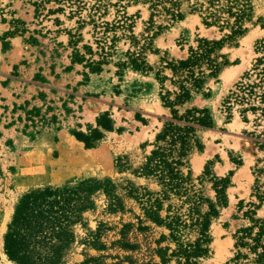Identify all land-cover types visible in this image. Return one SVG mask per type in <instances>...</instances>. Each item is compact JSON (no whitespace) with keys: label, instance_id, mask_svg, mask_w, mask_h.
Wrapping results in <instances>:
<instances>
[{"label":"rangeland","instance_id":"rangeland-1","mask_svg":"<svg viewBox=\"0 0 264 264\" xmlns=\"http://www.w3.org/2000/svg\"><path fill=\"white\" fill-rule=\"evenodd\" d=\"M250 3L245 33L218 50L230 63L178 107L179 114L186 108H207L213 117L211 127L197 126L201 148L190 153L185 168L194 189L215 201L213 182L203 172L230 179L227 203L210 224L209 252L197 258L201 264H239L234 259L238 250L248 256L240 261L251 262L255 255L249 247H236L235 234L252 225V219L264 220V0ZM68 5L0 0V264L9 259L5 236L20 199L45 187H69L62 198L63 205L70 204L69 220L52 233L47 228V237L41 238L42 252L48 246L57 264H176L170 254L178 244L169 227L145 210L162 185L141 173L157 133L172 116L161 100L156 73L161 57L182 58L200 38L220 39L230 30L205 25L188 2L181 7L182 19L156 12L152 22L151 4L132 1L125 10L133 17L134 34L154 35L157 50L147 53L152 70L122 65L127 51L135 49L123 37L96 72L73 60L75 48L86 53L83 45L97 50V43L92 25L81 27ZM116 9L110 6L103 20L113 21ZM87 13L81 16L87 18ZM241 82L246 92H241ZM165 86L173 88L168 80ZM104 112L112 119L111 130L97 124ZM94 128L103 137L93 147L73 133ZM168 212L185 215L183 197L165 199L160 214ZM258 230L259 223L253 235ZM180 232L182 242L193 241L198 227L188 221Z\"/></svg>","mask_w":264,"mask_h":264},{"label":"trees","instance_id":"trees-1","mask_svg":"<svg viewBox=\"0 0 264 264\" xmlns=\"http://www.w3.org/2000/svg\"><path fill=\"white\" fill-rule=\"evenodd\" d=\"M59 1L69 4L72 14L78 15L77 22L81 27L86 24H91L93 27L97 50H94L90 44L83 45L86 53H81L80 49L75 48L74 61L85 62L91 71H100L101 65L108 62L107 59L116 42L125 37L130 39L131 46L135 49L127 51L128 60L122 62V65H131L134 69L145 72L152 70L153 67L147 61V53L157 50L152 45L154 35L142 34V37L138 38L133 32V17L125 10L129 2L140 0H128L127 4L122 3L123 0L115 3L112 0H93L92 3L88 0ZM145 1L151 4L150 19L152 22L156 12H163L171 19H182L184 12L181 7L184 2H188L190 11L198 12L205 25H217L221 29L230 30L225 37L220 39L200 38L198 44L190 46L187 55L182 58L161 57L156 77L161 83V100L165 106L171 108L172 116L157 133L154 148L146 155L141 168V173L155 177L162 185L155 199L149 200L151 203L149 202L145 210L153 221L169 227L171 238L178 244L170 255L176 258V264H201L197 258L209 252L210 224L212 219L218 215L219 207L227 203L225 189L230 179L228 176L212 175L208 169L203 172V176L213 182L216 190L215 201L206 197L201 190L194 189L191 171L189 169L185 171V168L190 153L195 148H201L197 126L211 127L213 117L207 108H186L184 113L179 114L178 107L188 102L194 92H199L208 78L217 76L221 68L230 63L224 54L218 53V50L226 40H235L245 33L248 28L245 22L251 20L252 5L250 0ZM110 6L117 7V16L113 21L103 20ZM84 10H88L87 18L81 16ZM260 46L262 48L264 43ZM87 53L89 57H86ZM95 53L99 55V59L94 58ZM167 70L169 74L166 73ZM167 80L173 85L172 89L166 88ZM245 89L247 86L241 82V92H246ZM97 124L103 129L113 128L108 112L100 115ZM73 133L85 143L86 147H93L94 143L103 137L102 131L98 128L92 129L89 133L82 131ZM203 176L199 178L204 180ZM68 190L69 187H45L22 196L5 236L4 249L10 260L16 264L58 263L57 255L55 253L51 255L48 246L47 251L42 252L41 244L44 240L41 238L47 237L45 235L47 228L52 233L56 228H63L62 223L69 220L70 204L68 205L67 202L65 203L68 206L62 204V198ZM172 195L183 197V202L187 204L185 215L179 212L173 214L168 212L165 216L160 214L164 200L170 199ZM204 204L207 205L205 210L202 209ZM249 212L254 214L252 211ZM188 221L191 225L198 227V235L193 241L184 243L180 240V230L181 227L187 226ZM252 221V225L237 231L235 245L239 248L249 247L255 257L251 262L244 263L240 259L248 258V256L238 250L234 259L239 264H264V242L261 240L264 234V220L252 219ZM258 223L259 230L253 235V229L258 226ZM52 246L53 244L50 248Z\"/></svg>","mask_w":264,"mask_h":264},{"label":"crops","instance_id":"crops-1","mask_svg":"<svg viewBox=\"0 0 264 264\" xmlns=\"http://www.w3.org/2000/svg\"><path fill=\"white\" fill-rule=\"evenodd\" d=\"M160 107H161V108H164V106L161 105V104H160ZM3 255H4V257L6 256V255L4 254V251H3ZM4 257H3V258H4ZM5 260H7V261H6V264H12V262H11L9 259H5Z\"/></svg>","mask_w":264,"mask_h":264},{"label":"bare ground","instance_id":"bare-ground-1","mask_svg":"<svg viewBox=\"0 0 264 264\" xmlns=\"http://www.w3.org/2000/svg\"><path fill=\"white\" fill-rule=\"evenodd\" d=\"M0 247H1V241H0ZM4 254H5V252H4ZM6 255V254H5Z\"/></svg>","mask_w":264,"mask_h":264}]
</instances>
